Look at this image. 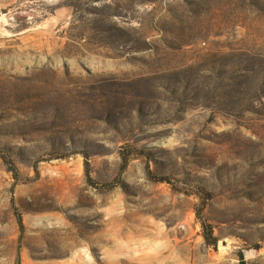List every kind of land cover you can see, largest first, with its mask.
<instances>
[{
    "label": "rangeland",
    "instance_id": "374dc122",
    "mask_svg": "<svg viewBox=\"0 0 264 264\" xmlns=\"http://www.w3.org/2000/svg\"><path fill=\"white\" fill-rule=\"evenodd\" d=\"M18 263L264 264V0H0Z\"/></svg>",
    "mask_w": 264,
    "mask_h": 264
},
{
    "label": "bare ground",
    "instance_id": "6f19581e",
    "mask_svg": "<svg viewBox=\"0 0 264 264\" xmlns=\"http://www.w3.org/2000/svg\"><path fill=\"white\" fill-rule=\"evenodd\" d=\"M152 243H153V242H152ZM122 247H123V246H122ZM124 248H125V247H124ZM157 250H158V249H157ZM126 251H129V250L126 249ZM158 251H160V249H159ZM156 254H157V253H156ZM157 255H158V254H157Z\"/></svg>",
    "mask_w": 264,
    "mask_h": 264
},
{
    "label": "trees",
    "instance_id": "16d2710c",
    "mask_svg": "<svg viewBox=\"0 0 264 264\" xmlns=\"http://www.w3.org/2000/svg\"><path fill=\"white\" fill-rule=\"evenodd\" d=\"M20 221H21V219H20ZM19 264V263H18Z\"/></svg>",
    "mask_w": 264,
    "mask_h": 264
}]
</instances>
